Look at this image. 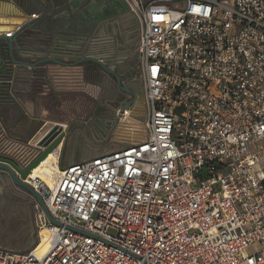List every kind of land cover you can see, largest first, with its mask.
Segmentation results:
<instances>
[{
    "label": "built area",
    "instance_id": "2783aa9c",
    "mask_svg": "<svg viewBox=\"0 0 264 264\" xmlns=\"http://www.w3.org/2000/svg\"><path fill=\"white\" fill-rule=\"evenodd\" d=\"M123 1L145 92L116 124L139 132L27 180L48 248L0 264H264V0Z\"/></svg>",
    "mask_w": 264,
    "mask_h": 264
},
{
    "label": "rangeland",
    "instance_id": "374dc122",
    "mask_svg": "<svg viewBox=\"0 0 264 264\" xmlns=\"http://www.w3.org/2000/svg\"><path fill=\"white\" fill-rule=\"evenodd\" d=\"M139 31L140 24L129 13L99 23L91 37L84 40L55 30L27 41L44 43L42 46L48 48L46 52L43 50L46 54L70 64L65 67L54 63L41 74L50 78V85L46 86L48 96L43 102L48 107L47 117L66 125L60 166L83 162L132 144L131 140L118 139L116 114L126 102L144 100ZM59 40L65 54L56 47ZM84 54L108 63V70L116 72L120 80L104 70L86 79L83 67L73 64V60L82 59ZM20 76L19 73L16 77ZM38 209V203L25 188L5 189L0 197V245L19 252L34 248L41 239H38Z\"/></svg>",
    "mask_w": 264,
    "mask_h": 264
},
{
    "label": "water",
    "instance_id": "95a60500",
    "mask_svg": "<svg viewBox=\"0 0 264 264\" xmlns=\"http://www.w3.org/2000/svg\"><path fill=\"white\" fill-rule=\"evenodd\" d=\"M0 1L9 3V0ZM95 1L97 2L99 0H14V2H18L20 6H26L24 10L30 13V15L33 13L37 15L34 19L40 21V23L34 25V28L43 34H49L57 30L63 35L66 34L71 36H80L76 32L67 31V28L71 26L72 19H75L78 25L81 26L82 22H78L79 17L77 18L76 15L91 16L89 13L94 15L92 18L95 20L94 25L97 26L100 22L129 12V9L126 7L125 3V10L119 11L114 9L107 10V4L109 3L108 1H99L97 4ZM87 2L91 3L90 7H86ZM60 7L64 8L59 9ZM99 12H104L103 16L99 17ZM59 13H63V17H60ZM62 18H64V23L61 21ZM24 21H28V16L25 14H20L17 15V17L11 18L2 16L0 17V103L9 102L11 99L9 91L11 87L10 82L16 78L15 70L18 66H21L24 69L32 67L31 73H34L37 66L48 62H56L57 64L65 67L70 65L53 58L47 60L41 59L34 65L16 59L15 55H17L16 53L18 50L16 43L13 41L12 35L14 34L11 35L10 32L16 29L15 26H17V23H22ZM111 73L116 77L117 80H120L119 75L116 72ZM133 103V100H131L129 103L126 102V105L121 107L122 113L126 110V108L132 106ZM118 122L119 120L116 117V123ZM61 131L62 129L56 127L52 129L50 133L45 135L36 145L34 156L31 159L26 158L24 155L19 156L17 153L10 154L6 151H0V189L2 186L5 187L7 185V178H9L16 187L25 188L32 194L36 203H39L47 218L54 223L56 221L55 219H52L42 196L26 181L31 175L32 170L37 168V166L44 159H46L50 153L56 150V148H58L59 145L64 142L67 133L65 131Z\"/></svg>",
    "mask_w": 264,
    "mask_h": 264
},
{
    "label": "crops",
    "instance_id": "0c3cea01",
    "mask_svg": "<svg viewBox=\"0 0 264 264\" xmlns=\"http://www.w3.org/2000/svg\"><path fill=\"white\" fill-rule=\"evenodd\" d=\"M99 1H108V7L112 10H125L123 0ZM97 2L95 1L96 4ZM87 6L90 7V2L86 3V7ZM24 8H26V6H20L18 2H14V0H9V3L0 1V17L4 15L17 17V15L20 14H25L29 17L27 24L21 26L17 33H12L14 35L11 34L18 50L16 53L17 55H15L16 59L28 62L31 65H34L41 59L47 60L50 58L63 62L64 60L54 57L53 54L50 56L46 54L45 52L48 48H44L45 46H42L44 43L38 45L36 43L31 44V42H27L33 36H37L42 33L34 28V25L40 23V21L34 19L37 16L33 13L35 11H33V14L30 15V13L26 12ZM63 8L64 7H60L59 9ZM129 13L130 12H126L123 14ZM62 14L63 13H59V16L63 17ZM76 16L77 18L80 17L78 15ZM61 21L64 23V18H62ZM75 23L76 20L72 19L71 24L74 25ZM57 42L58 44H56V47H60V51H64L65 54L66 52L62 47L63 43L60 40ZM54 63L56 62H48L39 65L36 67L34 73H31L32 67L24 69L21 66H18L16 68L15 75L18 76L20 73L21 76L16 77L10 82L11 87L9 91L11 99L9 102L0 103V151H6L10 154L17 153L19 156L24 155L26 158L31 159L35 153V147L38 142L42 140V138L50 132L52 128L62 126V128H66V125L58 124L48 119V107L43 103L46 101V98L44 97L48 96L47 93L49 91L46 90V86L50 85V78L47 76H41V74L44 75V73H46L45 70ZM46 125L51 126L50 130L39 138L38 141H36V137L43 132V130L47 127ZM7 182V185L5 187L2 186L0 189V197L3 195L5 189L16 187L9 178H7ZM38 208L40 209L39 203ZM37 225L39 230V219ZM0 247L5 248L3 245H0Z\"/></svg>",
    "mask_w": 264,
    "mask_h": 264
},
{
    "label": "bare ground",
    "instance_id": "6f19581e",
    "mask_svg": "<svg viewBox=\"0 0 264 264\" xmlns=\"http://www.w3.org/2000/svg\"><path fill=\"white\" fill-rule=\"evenodd\" d=\"M2 17L11 18L12 16L4 15ZM13 17H15V16H13ZM25 24H27V22H25V21L22 22V23H17V26H15L16 29L12 30V32H10V34H12V33L15 34V32L19 31L21 26H23ZM10 25H12V24H10ZM50 127L51 126H47L43 130V132L41 134H39V136L36 137V141H38L39 138H41L47 131H49ZM62 127H58V128L62 129V131H63L64 128H62ZM54 128H52V129H54ZM139 128H140V126H139L138 120H135L133 117L130 118L129 121L125 122V124H123L121 126L120 130L118 131L117 136L120 137L118 139L122 140V141L135 139L136 138L135 135H137V133L139 132ZM50 132H48V133H50ZM36 141H35V143H36ZM61 149H62V144H60L59 147L56 148V150H54L52 153H50V155L46 159H44L37 166V168L32 170V173L27 178V180L30 181V183H32V184L34 183V185H37V181L41 180L45 184H47L48 186L52 187L54 182H55V180H56V178L62 172V170L60 168V165H57V163H56L57 160H58V155H59L58 151H61ZM38 235H39V238H41V239H40L39 243L37 244V246L34 247V249H36V251L38 253L39 252H45V250L48 248V238H49L48 232L45 229H42V230H39Z\"/></svg>",
    "mask_w": 264,
    "mask_h": 264
},
{
    "label": "flooded vegetation",
    "instance_id": "af4514ba",
    "mask_svg": "<svg viewBox=\"0 0 264 264\" xmlns=\"http://www.w3.org/2000/svg\"><path fill=\"white\" fill-rule=\"evenodd\" d=\"M107 8V10L111 9L109 7ZM104 12H99L98 16H103ZM89 15L91 16L81 15L78 18V22H82L81 26L78 25V23L76 22L74 25L71 24V26L67 28V31L78 33L80 35L81 40L90 38L92 33L96 30L97 26L94 25L95 20L92 18L94 17V15L90 13ZM73 64H77L78 67H83V72L85 73L84 75L86 79H90L91 75H97L98 70H104L105 72L110 73L115 78V76L108 71V63H105L103 60H98L97 57L84 54L82 59L73 60Z\"/></svg>",
    "mask_w": 264,
    "mask_h": 264
},
{
    "label": "trees",
    "instance_id": "16d2710c",
    "mask_svg": "<svg viewBox=\"0 0 264 264\" xmlns=\"http://www.w3.org/2000/svg\"><path fill=\"white\" fill-rule=\"evenodd\" d=\"M36 246H37V245H36ZM36 246H35V247H36Z\"/></svg>",
    "mask_w": 264,
    "mask_h": 264
}]
</instances>
